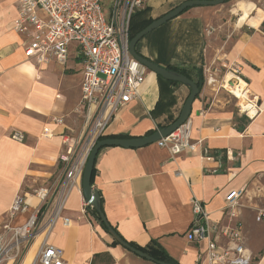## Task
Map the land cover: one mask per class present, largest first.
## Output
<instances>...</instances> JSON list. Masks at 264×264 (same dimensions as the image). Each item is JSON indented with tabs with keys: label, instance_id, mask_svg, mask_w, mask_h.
Wrapping results in <instances>:
<instances>
[{
	"label": "crops",
	"instance_id": "1",
	"mask_svg": "<svg viewBox=\"0 0 264 264\" xmlns=\"http://www.w3.org/2000/svg\"><path fill=\"white\" fill-rule=\"evenodd\" d=\"M186 1L142 0L133 31ZM214 8L188 9L135 47L159 67L183 69L192 78L202 71L204 84L189 117L191 141L200 142L197 149L171 156L156 143L138 149L105 147L95 159L92 188L107 223L124 241L140 248L155 241L177 264H207L201 259L206 244L195 245L187 237L191 202L202 203L209 225L223 230L233 224L223 216L225 196L244 190L238 217L244 247L250 264H264V223L257 220L264 212V8L257 7L244 26L223 23L218 20L221 9ZM17 15L18 0H0V233L10 236L37 215L41 222L21 264H33L45 245L63 250L65 264H155L113 245L93 209H83L81 179L62 190L64 166L58 157L85 130V110L79 107L81 64L72 56L65 66L37 67L25 57L27 38L13 31ZM223 67H235L258 102L260 113L252 120L222 91ZM52 77L56 89L47 83ZM188 95L184 85L160 82L147 71L137 98L115 112L105 136L138 138L167 127ZM15 133L22 140L14 139ZM50 181L59 190L52 202L41 203L35 193L47 190ZM18 196L27 210L11 218ZM216 241L229 246L220 233Z\"/></svg>",
	"mask_w": 264,
	"mask_h": 264
},
{
	"label": "built area",
	"instance_id": "2",
	"mask_svg": "<svg viewBox=\"0 0 264 264\" xmlns=\"http://www.w3.org/2000/svg\"><path fill=\"white\" fill-rule=\"evenodd\" d=\"M142 0H114L113 10L106 14L101 0H18V15L13 23V31L27 38L24 44L25 57L37 67L56 63L65 66L70 57L81 64L79 107L85 110L83 119L85 130L79 141L67 146L58 157L64 166L62 190L70 189L81 179L88 156L105 136V130L115 112L132 102L145 81L147 70L128 52L130 16L141 7ZM220 87L232 95L238 103V112L249 120L260 113L258 102L250 98L235 67H223ZM227 75L231 79L226 81ZM244 84L239 96L231 93L226 85ZM57 124L62 119L54 118ZM22 140L20 134H13ZM65 144H69L65 139ZM200 142L191 141L189 119L175 132L160 139L156 145L166 149L171 156L185 151L193 152ZM244 190H234L225 196L223 216L232 225L223 230L209 225L208 216L202 203L191 202L193 221L187 233L191 243L206 244L202 260L207 264H250V257L244 247L242 226L238 220L244 198ZM41 203H45L48 190L35 193ZM87 205L83 203V209ZM27 210V203L16 197L10 210L11 218ZM264 223V212L257 216ZM36 217L11 230V235L0 233V263L16 260L24 243L33 232ZM68 221L65 220V224ZM222 234L229 246L217 244L218 234ZM33 264H65L63 250L53 246H43Z\"/></svg>",
	"mask_w": 264,
	"mask_h": 264
},
{
	"label": "water",
	"instance_id": "3",
	"mask_svg": "<svg viewBox=\"0 0 264 264\" xmlns=\"http://www.w3.org/2000/svg\"><path fill=\"white\" fill-rule=\"evenodd\" d=\"M225 0H213V1H199V0H190L186 1L176 8L172 9L162 17L154 20L150 25L144 28L142 31L137 33L129 42L128 52L129 55L135 59L139 64H141L147 71L154 73L156 76L162 78L165 81L177 83L184 85L189 89V95L186 98L180 114L175 119L173 123L169 126L156 130L151 135L138 137V138H130V139H118V138H107L104 140H99L95 143L92 148L88 159L83 168L82 176H81V191L84 199V203L87 207L93 209L98 217L100 223L105 227L107 234L115 241L119 246L131 252L132 254L153 262V259L149 257L147 254L142 253L131 246H129L115 231L114 229L107 223L102 211H101V203L100 196L98 192L92 188L91 186V176L92 171L95 164L96 156L98 152L105 147H120L123 149H138L143 148L148 145L157 143L160 139L165 138L175 132L178 128H180L190 117L191 106L195 99L198 97L200 91L197 85L186 78L185 76L179 74L178 72L167 70L165 68L159 67L152 63L151 61L141 57L135 51V47L137 43L147 34L152 32L153 30L161 27L165 23L169 22L180 16L183 12L188 9L194 7H216L219 5H223ZM158 264H166V263H158Z\"/></svg>",
	"mask_w": 264,
	"mask_h": 264
},
{
	"label": "rangeland",
	"instance_id": "4",
	"mask_svg": "<svg viewBox=\"0 0 264 264\" xmlns=\"http://www.w3.org/2000/svg\"><path fill=\"white\" fill-rule=\"evenodd\" d=\"M113 1L114 0H101L102 10L106 14V16L109 14V12L111 10H113ZM237 1H242V0L229 1V2L224 3L223 5L216 6L214 9H221L220 13L218 14V16H219L218 20L222 21L223 23L227 21L231 25H238L237 24L238 19H239L238 14H236V13L233 12V9H234L235 4L237 3ZM251 2L254 4L255 10H256L257 7L264 8V0H251ZM241 26H244V25H241ZM208 30L211 31V27H209ZM55 70L57 72L59 71V69H57V68H55ZM53 74L55 75L56 73H53ZM53 74L51 73L52 76H53ZM47 83L50 85V87H52L54 89L58 88L56 77H52L50 79V81H47ZM222 91L225 94H227L233 101L234 100L236 101V99L232 95H230L227 91H224V90H222ZM236 103H238V102L236 101ZM46 189L48 190V196H47V199H46V203H50V201L52 202V200L54 199V197L56 196V194H57V192L59 190L58 189V185L56 186L55 183H52L50 181L46 185ZM33 195H34V191H33ZM35 217H36V221H35L34 230L30 234V236L28 237V239L26 240V242L24 243V246L21 249V252H20L19 257L14 261L15 264H21L22 263V261H23L25 255L27 254L29 248L33 244V238L36 235L37 229H38V227L40 225V222H41L37 218V215H35ZM8 260H11V259H8Z\"/></svg>",
	"mask_w": 264,
	"mask_h": 264
},
{
	"label": "trees",
	"instance_id": "5",
	"mask_svg": "<svg viewBox=\"0 0 264 264\" xmlns=\"http://www.w3.org/2000/svg\"><path fill=\"white\" fill-rule=\"evenodd\" d=\"M230 0H225V3L226 2H229ZM140 12L139 10L135 11L131 16H130V20H129V28H128V31H129V35H128V39H129V42L131 41V39L137 34L139 33L142 29L146 28L148 25H150L153 21L149 20L146 24H144L139 30L137 31H133V27H132V23H133V19L135 18L136 15H138ZM167 70H172V71H175V72H178L179 74L185 76L186 78H188L189 80L193 81L199 91L201 90L203 84H204V77H203V73L201 70H197L196 73H195V78H192L188 73H186L183 69H178V68H168ZM158 80L160 82H165L167 84H170V85H177V83H172V82H168V81H165L163 80L162 78L158 77ZM175 121V119L171 120L170 121V124L173 123ZM169 124V125H170ZM168 126V125H167ZM166 127V126H165ZM164 128V127H162ZM152 133H154L153 131H150L148 132L146 135H151ZM108 137L106 136H103V137H99L98 140H104V139H107ZM94 174H95V168H93V171H92V176H91V186L93 185V178H94ZM88 208V207H87ZM89 209V208H88ZM46 210V205H43L42 208L39 210L38 212V217L40 218L41 217V214L43 212H45ZM102 211V209H101ZM91 214L92 216L96 219V221L100 224V226L104 229V231L106 232V229L105 227L100 223L99 221V217L97 215V213L92 210L91 211ZM114 229V228H113ZM115 231V229H114ZM126 242V241H125ZM114 246L118 245L115 241L112 242ZM129 246H131L132 248L142 252V253H145L147 254L149 257H151L153 259V262L155 264H158V263H166V264H177L174 260H172L168 254L155 242V241H151L149 243V245L146 247V248H140L136 245H134L133 243H130V242H126Z\"/></svg>",
	"mask_w": 264,
	"mask_h": 264
},
{
	"label": "bare ground",
	"instance_id": "6",
	"mask_svg": "<svg viewBox=\"0 0 264 264\" xmlns=\"http://www.w3.org/2000/svg\"><path fill=\"white\" fill-rule=\"evenodd\" d=\"M254 10H255V6L251 2V0L237 1V3L235 4V7L233 9V12L238 14V17H239L237 24L239 26L243 25L246 22V20L248 19V17L250 16V14ZM231 78H232L231 75H227L226 81H229V79H231ZM243 87H244L243 83H240L239 86L236 84L235 85H231V84L226 85V88L236 96L240 95V93L243 91Z\"/></svg>",
	"mask_w": 264,
	"mask_h": 264
}]
</instances>
